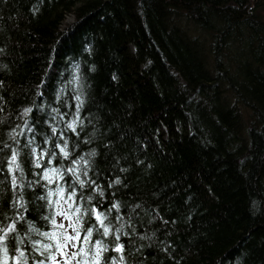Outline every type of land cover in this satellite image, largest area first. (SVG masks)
<instances>
[{
	"label": "trees",
	"instance_id": "trees-1",
	"mask_svg": "<svg viewBox=\"0 0 264 264\" xmlns=\"http://www.w3.org/2000/svg\"><path fill=\"white\" fill-rule=\"evenodd\" d=\"M58 188L76 261L100 240L99 264H264V0H0V217L23 214L8 264H52Z\"/></svg>",
	"mask_w": 264,
	"mask_h": 264
},
{
	"label": "snow or ice",
	"instance_id": "snow-or-ice-1",
	"mask_svg": "<svg viewBox=\"0 0 264 264\" xmlns=\"http://www.w3.org/2000/svg\"><path fill=\"white\" fill-rule=\"evenodd\" d=\"M76 99L80 100V97L77 96ZM78 110L79 109H77V111ZM30 111H31V109H25V114H27ZM76 123H77V121L73 120L71 123H69L67 125V127L69 129H71L73 132H75L76 131ZM52 131H53V133H55L56 129L53 128ZM12 138L15 139V135H13ZM29 143H31V141H29ZM57 147L60 148V152L63 154L64 158L69 157L70 153L67 151V142H65L63 147H60L59 145H57ZM32 152H33V154H35L36 149H32ZM45 154L46 153H42L40 156L36 157V161H35L36 167L42 166L40 163V160L42 159L43 155H45ZM18 156H19V153L16 151V149H13L11 152V157H10V162H9V170L10 171L20 170L21 174H22V168H21L20 164L18 163ZM81 159H83V158L81 157ZM76 163H77V161H73V164H76ZM85 163H87V162L85 161ZM67 171L69 173H72L76 177V181H78L79 184L81 185V187H83L85 181L80 179V176L78 175L77 168L69 167L67 169ZM84 175L85 176L87 175V171L84 172ZM56 177L63 179V175H62L61 170L59 168L45 169L42 178L44 180H46L49 184H51V183L55 182ZM93 183H94V181H93ZM115 183L119 184L120 181L116 180ZM12 184L14 186L16 185V177H13ZM20 187H23V185H20ZM56 194H59L61 199H63L64 198V189L58 188L56 190V192L49 191L47 196L41 197V199H48V197H51V196L56 195ZM74 195H75V192L73 191L71 193V195H69L68 199L71 200ZM49 203L51 205V201ZM13 207L25 208V205L23 203V198L21 197L20 201H13ZM72 207H73V205L69 204V208L71 209ZM113 207L116 209H119V204H114ZM79 212H80V209L77 207V208H75L74 213H72V214H69V212H67L63 209L56 213V215L63 216L66 220L69 221L67 228H65L64 224H58L57 225L55 219H53L51 221V223L53 224L54 227L59 228V229H63V232L61 233L60 237H57L55 232H38L37 229H34V228L32 229L33 231H37L39 235L44 236L47 239L56 240L55 245H53V244H42L41 245V247L44 249V251H47L50 253V255L48 257H46V259L50 260L52 262V264H58L57 259H56V255L51 254V251H50L53 247L56 248L59 255L65 257V264H72V261L75 260L76 257L81 255L82 253L85 256L87 255V253L84 252V249L82 247H80V242H81L80 221H79V216L77 215V214H79ZM93 212L95 214V218H96L97 222L99 223L100 227L103 228L102 235L107 236L111 231V229L109 227L105 226V223H104V221H105V219H107V217L105 216L104 213L99 212L96 209H93ZM73 215H77V219L75 221H73V219H72ZM5 219L10 220L11 222L10 223H4ZM18 219H23V214H19L18 217H16V218L0 217V248L3 249V264H8V247H7V245H5L3 243V241L7 238L9 233H15L17 231V220ZM45 219H47V217H45ZM68 229H71V233H69ZM86 232H87V234L84 237V243L90 242V238L93 235V230L91 227L88 228L86 230ZM116 239L119 240V235L116 236ZM36 243L39 244L40 242L37 241ZM69 246H71L72 248H79V251L69 253V251H67ZM94 247L96 249L95 256L93 257L94 264H99L100 251L102 250V242L100 240H96ZM123 247H124L123 245H117V247L115 248V251L116 252H122ZM41 255H43V252L41 253ZM19 258L20 259L25 258V253L23 251H21L19 253ZM39 264H44V261H40ZM77 264H87V262L86 261H83V262L77 261Z\"/></svg>",
	"mask_w": 264,
	"mask_h": 264
},
{
	"label": "rangeland",
	"instance_id": "rangeland-1",
	"mask_svg": "<svg viewBox=\"0 0 264 264\" xmlns=\"http://www.w3.org/2000/svg\"><path fill=\"white\" fill-rule=\"evenodd\" d=\"M71 21H72V18H69L68 21L65 22V25L71 23ZM57 206H58V211H61L63 209L65 211L69 212V214L74 213V210H75L74 208L73 209L69 208V203H68V200L66 198L61 199V197H60V200L58 201ZM72 219H73V221H75L76 220V216L73 215ZM58 223L59 224H64L65 228H67L69 221L66 220L63 216H59ZM68 231H69V233H71V229H68ZM62 232H63V229H60L59 237H60ZM67 251H69V253L75 252V248H72L71 246H69ZM57 262H58V264H65V257L62 256L60 259L57 260ZM72 264H77L76 259L72 261Z\"/></svg>",
	"mask_w": 264,
	"mask_h": 264
},
{
	"label": "bare ground",
	"instance_id": "bare-ground-1",
	"mask_svg": "<svg viewBox=\"0 0 264 264\" xmlns=\"http://www.w3.org/2000/svg\"><path fill=\"white\" fill-rule=\"evenodd\" d=\"M170 1H171V0H170ZM169 3H170V2H169ZM170 4H171V3H170ZM170 4H169V5H170ZM174 4H176V3H174ZM172 5H173V4H172ZM174 7H175V6H174ZM172 8H173V7H172ZM177 8H178V7H177ZM168 9H169V8H168ZM169 10H170V9H169ZM174 11H175V10H174ZM174 11H173V13H174ZM143 14H144V16H145V13H143ZM142 17H143V16H142ZM71 18H72V17H71ZM144 19H145V18H144ZM142 20H143V19H142ZM146 21H147V20H146ZM71 22H72V21H71ZM1 33H3V32H1ZM5 35H6V34H5ZM3 37H4V36H3ZM85 125H86V124H85ZM64 136H65V135H64ZM57 137H58V136H57ZM57 137H56V138H57ZM67 138H68V137H67ZM58 139H59V138H58ZM63 139H64V138H63ZM55 141H56V140H55ZM58 142H59V141H58ZM64 143H65V142H64ZM61 144H62V143H61ZM55 145H56V144H55ZM60 147H61V146H60ZM58 148H59V147H58ZM59 150H60V149H59ZM70 150H72V149H70ZM71 152H72V151H71ZM52 153H53V152H52ZM69 153H70V152H69ZM74 153H75V152H74ZM72 154H73V153H72ZM72 154H71V155H72ZM76 154H77V153H76ZM76 154H75V155H76ZM77 155H78V154H77ZM72 156H74V155H72ZM83 157H84V156H83ZM73 158H74V157H73ZM67 159H68V158H67ZM69 159H70V158H69ZM74 159H75V158H74ZM70 160H73V159H70ZM70 160H69V161H70ZM79 160H81L80 157H79ZM66 161H67V160H66ZM81 161H82V160H81ZM71 162H72V161H71ZM82 162H83V161H82ZM78 163H79V162H78ZM63 164H64V163H63ZM67 164H68V162H67ZM69 165H70V164H69ZM71 165H72V164H71ZM75 165H76V164H75ZM62 166H63V165H62ZM77 166H78V164H77ZM81 166H82V165H81ZM74 167H75V166H74ZM64 168H65V167H64ZM77 168H78V167H77ZM66 169H67V168H66ZM66 169H65V170H66ZM86 171H87V170H86ZM79 173H80V171H79ZM79 173H78V174H79ZM83 174H84V173H83ZM88 174H89V173H88ZM74 179H75V178H74ZM83 179H84V178H83ZM87 180H88V178H87ZM86 182H87V181H86ZM87 184H88V183H87Z\"/></svg>",
	"mask_w": 264,
	"mask_h": 264
}]
</instances>
